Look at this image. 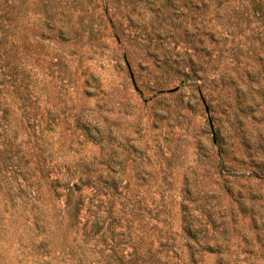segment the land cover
Here are the masks:
<instances>
[{"label": "rangeland", "instance_id": "rangeland-1", "mask_svg": "<svg viewBox=\"0 0 264 264\" xmlns=\"http://www.w3.org/2000/svg\"><path fill=\"white\" fill-rule=\"evenodd\" d=\"M0 264H264V0H0Z\"/></svg>", "mask_w": 264, "mask_h": 264}]
</instances>
